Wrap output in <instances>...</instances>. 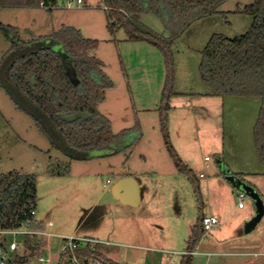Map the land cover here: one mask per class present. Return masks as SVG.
Segmentation results:
<instances>
[{
  "label": "rangeland",
  "instance_id": "obj_1",
  "mask_svg": "<svg viewBox=\"0 0 264 264\" xmlns=\"http://www.w3.org/2000/svg\"><path fill=\"white\" fill-rule=\"evenodd\" d=\"M253 1L225 0L174 38L154 13L132 14L130 26L120 25L101 0L81 5L58 0L50 10L0 6V24L16 29L18 47L41 39L54 43L55 34L67 30L95 40L89 55L101 61V69L93 75L111 83L98 111L118 138L76 157L42 130L0 80V173L36 175L37 219L55 234L31 239L45 257L57 261L67 244L64 237L77 234L112 242L96 246L106 261L182 264L183 252L191 251L192 227L202 214L213 212L219 224L195 247L206 254H186L192 255L189 264H264V256L234 254L264 250V215L246 233L256 203L246 193L240 208V189L229 180L236 176L255 186L264 202V165L254 137L264 98L214 94L200 76L203 51L213 35L233 38L250 29L253 17L242 10ZM145 31L171 41L169 54L141 39ZM12 45L0 31V65ZM52 169L68 173L55 175ZM120 173L139 178V205H125L113 196ZM18 241L19 264H41L23 246L29 239Z\"/></svg>",
  "mask_w": 264,
  "mask_h": 264
},
{
  "label": "trees",
  "instance_id": "obj_2",
  "mask_svg": "<svg viewBox=\"0 0 264 264\" xmlns=\"http://www.w3.org/2000/svg\"><path fill=\"white\" fill-rule=\"evenodd\" d=\"M41 1L0 0V6H40ZM101 1L117 14L120 25L130 26L129 17L132 14H156L172 30L174 38L192 20L216 12L225 0ZM242 11L253 17L250 29L233 38L213 35L203 51L200 76L214 94L264 98V0H254ZM0 31L13 42L11 50L18 47L15 28L0 24ZM139 37L169 54L171 41L146 31L141 32ZM54 41L69 54L79 85L74 84L61 57L51 49L31 52L16 59L7 68L6 75L23 95L48 116L69 146L77 151H89L111 145L118 135L112 133L110 120L98 111L99 103L105 99L104 90L111 83L101 82L93 75L100 72L101 61L89 55V51L96 48L97 42L84 38L79 30L59 32L55 34ZM76 112L89 113L91 117L67 121L60 116L61 113ZM163 118L166 119V114ZM35 119L42 130L50 135L43 123ZM164 130L167 131L165 127ZM254 137L259 159L264 165V106L261 107L255 125ZM172 154L176 158V154ZM51 172L55 175L66 174L68 169H52ZM36 203L35 174L20 171L0 173V227L11 225L15 217L23 210L36 206ZM203 217L204 214L192 227L188 240L189 250H195L205 233ZM187 256L192 257L185 254L182 264H189L191 261L192 258ZM20 258L16 259L17 264Z\"/></svg>",
  "mask_w": 264,
  "mask_h": 264
},
{
  "label": "built area",
  "instance_id": "obj_3",
  "mask_svg": "<svg viewBox=\"0 0 264 264\" xmlns=\"http://www.w3.org/2000/svg\"><path fill=\"white\" fill-rule=\"evenodd\" d=\"M88 0H66L67 5L77 3L78 5L86 4ZM56 2L46 3L44 0L41 1L40 6L46 9H53L57 5ZM208 156L205 160H209ZM203 176V174H201ZM245 191H238L237 197L239 200V207L245 206L244 200L246 198ZM9 226L0 227V264H17L16 259L22 257L19 253L21 242L18 241L20 237L29 239V242L25 241L23 246L31 249L32 253L37 255L38 260L41 264H103L106 260L100 256L95 250L99 243L111 244L110 241H102L93 237L79 236L77 234H71L65 236L67 244L63 246L60 253V257L57 261H53L51 257H45L43 252H40L41 246L34 244L32 238H38L39 236H52L54 233L47 232L45 227L41 224L40 220L37 219L36 206L25 209L22 213L15 217ZM219 223V218L206 214L203 217V227L205 232L210 231L214 226ZM49 226L53 225L52 221H49ZM206 233H204L203 237ZM40 246V247H39ZM184 254H198L201 253L197 250H191L189 252H183ZM212 255L208 253V256ZM254 256H264V250L252 253ZM107 264V263H106Z\"/></svg>",
  "mask_w": 264,
  "mask_h": 264
},
{
  "label": "water",
  "instance_id": "obj_4",
  "mask_svg": "<svg viewBox=\"0 0 264 264\" xmlns=\"http://www.w3.org/2000/svg\"><path fill=\"white\" fill-rule=\"evenodd\" d=\"M44 49H51L58 53L61 57L63 63L69 58V54L63 49L60 44L51 43L49 39H41L32 44L25 45L23 47H17L11 50L3 62L0 65V80L4 85L6 90L13 96L17 104H19L23 109L31 113L35 118L39 119L43 125L46 127L47 132L50 136L69 154L76 157H87V155L92 152L89 151H77L73 147L69 146L66 141L62 138L61 134L55 129L51 124L48 116L33 102H31L25 95H23L19 89L13 84L9 77L6 75V70L9 65L16 59L25 56L31 52L40 51ZM69 70V68H67ZM74 84L78 80H73ZM60 116L67 121H75L77 119H88L91 117L89 113L76 112V113H61ZM229 180L240 190L245 191L247 194L252 196L256 203V214L246 223L245 231L246 233L251 232L257 226L264 215V202L258 191L251 184L246 183L242 179L236 176H230ZM113 196L123 204L137 206L141 199V191L137 178L132 175H127L112 186Z\"/></svg>",
  "mask_w": 264,
  "mask_h": 264
},
{
  "label": "crops",
  "instance_id": "obj_5",
  "mask_svg": "<svg viewBox=\"0 0 264 264\" xmlns=\"http://www.w3.org/2000/svg\"><path fill=\"white\" fill-rule=\"evenodd\" d=\"M128 174H122V173H120V174H118L116 177H115V182H117L119 179H121V178H123V177H125V176H127ZM133 176V175H132ZM135 178H137V180H138V182H139V186H140V181H139V178L138 177H136V176H134ZM253 187H255V186H253ZM256 189V188H255ZM257 190V189H256ZM140 191H141V189H140ZM141 200H142V194H141V199H140V202H139V204L141 203ZM138 204V205H139ZM125 205H127V204H125ZM245 207V206H244ZM244 207H242V208H244ZM206 214H211V215H214V216H216V217H218L219 218V216L216 214V213H213V212H210V213H206ZM206 214H204V215H206ZM40 222H41V224L44 226V221L43 220H40ZM219 222H220V219H219ZM219 224V223H218ZM205 239H206V237H205ZM112 244V243H111ZM196 250V249H195ZM262 251V250H261ZM256 252H259V251H256ZM202 254H206V252H201ZM209 253H211V254H214V252H209ZM249 253V254H248ZM252 252H234V254L235 255H239V256H242V255H246V256H248V255H252L251 254ZM254 253V252H253ZM211 256V255H210ZM254 256V255H253ZM140 261L142 262L143 261V258H141L140 259ZM253 262V263H252ZM252 262H249L250 264H258L257 262H255L254 263V261H252ZM106 263L107 264H110V263H116V264H120V263H118V262H115V261H109V260H107L106 261Z\"/></svg>",
  "mask_w": 264,
  "mask_h": 264
},
{
  "label": "flooded vegetation",
  "instance_id": "obj_6",
  "mask_svg": "<svg viewBox=\"0 0 264 264\" xmlns=\"http://www.w3.org/2000/svg\"><path fill=\"white\" fill-rule=\"evenodd\" d=\"M65 66L69 68L68 72L70 76L72 77V80H75V79L78 80V82L75 85H79V79L75 77L76 73H75V70L72 69V61L70 57L65 60Z\"/></svg>",
  "mask_w": 264,
  "mask_h": 264
}]
</instances>
